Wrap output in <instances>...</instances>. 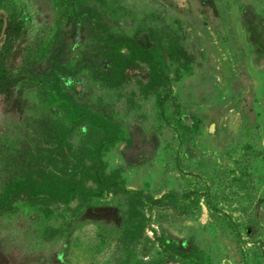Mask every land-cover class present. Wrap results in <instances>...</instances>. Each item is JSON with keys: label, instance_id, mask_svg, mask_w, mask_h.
Wrapping results in <instances>:
<instances>
[{"label": "rangeland", "instance_id": "obj_1", "mask_svg": "<svg viewBox=\"0 0 264 264\" xmlns=\"http://www.w3.org/2000/svg\"><path fill=\"white\" fill-rule=\"evenodd\" d=\"M0 14V264H264V0Z\"/></svg>", "mask_w": 264, "mask_h": 264}, {"label": "water", "instance_id": "obj_2", "mask_svg": "<svg viewBox=\"0 0 264 264\" xmlns=\"http://www.w3.org/2000/svg\"><path fill=\"white\" fill-rule=\"evenodd\" d=\"M8 23H9V19L7 16H3V27L1 29V33H0V44L2 42L3 37L6 34L7 28H8Z\"/></svg>", "mask_w": 264, "mask_h": 264}, {"label": "trees", "instance_id": "obj_3", "mask_svg": "<svg viewBox=\"0 0 264 264\" xmlns=\"http://www.w3.org/2000/svg\"><path fill=\"white\" fill-rule=\"evenodd\" d=\"M0 16H1V14H0ZM0 33H1V31H0Z\"/></svg>", "mask_w": 264, "mask_h": 264}]
</instances>
